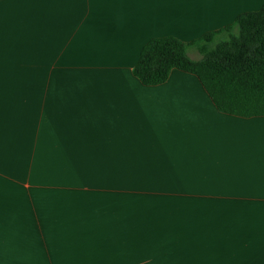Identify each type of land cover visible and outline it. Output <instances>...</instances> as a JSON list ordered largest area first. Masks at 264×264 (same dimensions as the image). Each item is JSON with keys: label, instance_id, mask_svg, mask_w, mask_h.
<instances>
[{"label": "crops", "instance_id": "obj_1", "mask_svg": "<svg viewBox=\"0 0 264 264\" xmlns=\"http://www.w3.org/2000/svg\"><path fill=\"white\" fill-rule=\"evenodd\" d=\"M263 5L0 0V264H264V117L133 73Z\"/></svg>", "mask_w": 264, "mask_h": 264}, {"label": "trees", "instance_id": "obj_2", "mask_svg": "<svg viewBox=\"0 0 264 264\" xmlns=\"http://www.w3.org/2000/svg\"><path fill=\"white\" fill-rule=\"evenodd\" d=\"M192 51L201 58L193 59ZM174 70L195 75L220 112L264 117V5L191 42L152 39L133 73L144 86L152 87L165 84Z\"/></svg>", "mask_w": 264, "mask_h": 264}, {"label": "rangeland", "instance_id": "obj_3", "mask_svg": "<svg viewBox=\"0 0 264 264\" xmlns=\"http://www.w3.org/2000/svg\"><path fill=\"white\" fill-rule=\"evenodd\" d=\"M190 54L191 57L195 60H199L201 58L200 54H198L196 51H192Z\"/></svg>", "mask_w": 264, "mask_h": 264}]
</instances>
